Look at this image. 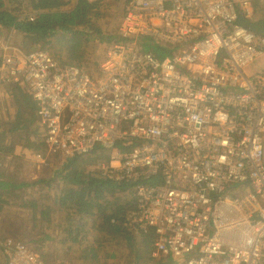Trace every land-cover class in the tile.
<instances>
[{"label":"built area","instance_id":"built-area-1","mask_svg":"<svg viewBox=\"0 0 264 264\" xmlns=\"http://www.w3.org/2000/svg\"><path fill=\"white\" fill-rule=\"evenodd\" d=\"M256 1L130 0L94 74L0 37V83H27L50 147L112 149L97 166L137 183L124 220L154 235V256L264 264V68L245 69L264 56V36L239 22L258 15ZM0 245L5 264H45L1 231Z\"/></svg>","mask_w":264,"mask_h":264},{"label":"trees","instance_id":"trees-1","mask_svg":"<svg viewBox=\"0 0 264 264\" xmlns=\"http://www.w3.org/2000/svg\"><path fill=\"white\" fill-rule=\"evenodd\" d=\"M129 1H124L122 16ZM103 2L0 0V37L5 41H15L24 53L48 51L54 60L76 64L94 74L98 72L102 60L94 61L96 54L90 43L96 45L95 42H99L100 45L110 46L121 40L117 33L118 26L114 31L106 32L101 23L94 22V19L101 18ZM255 8L258 15L254 19L240 16L239 22L264 36V5L256 1ZM152 47L158 54L165 53L157 44H152ZM4 81L7 82V91L5 98L1 99L5 108L4 114L0 113V156L6 161L8 156L15 157L18 135L22 132L28 133L29 130L32 136L36 134L35 140L31 138L30 147L41 145V135L45 141L48 140L46 130L36 114L38 104L27 83ZM8 135L10 141H4ZM116 146L126 151L137 147L134 142L126 141H120ZM5 148L9 149L7 155L1 151ZM58 151L63 157L59 166L52 168L50 162L46 161L43 164L46 174L32 182L16 178L14 172H9L6 178L0 179V190L2 200L12 204L15 200L24 202L29 197L33 198L29 188L32 191L39 188L37 200L34 201L38 205L39 202L43 203L48 214L55 215L61 228L58 239V245L63 251L59 254L61 258H72L76 264H108L107 261H111V264H176L173 259L154 256V235L144 232L142 235L136 234L124 220L137 208V183L111 177L97 166L100 162L109 166L112 149L98 146L87 154L69 157ZM23 155H30L29 151H24ZM17 161L9 158L8 164ZM1 165L0 162V177L3 171ZM159 180L151 177L153 183ZM52 197L57 201L54 204ZM39 229L42 233L39 238L21 241L30 245L47 239L45 228ZM39 251L45 264H52L44 250ZM0 256L5 258L1 245Z\"/></svg>","mask_w":264,"mask_h":264},{"label":"rangeland","instance_id":"rangeland-1","mask_svg":"<svg viewBox=\"0 0 264 264\" xmlns=\"http://www.w3.org/2000/svg\"><path fill=\"white\" fill-rule=\"evenodd\" d=\"M124 1L126 0H104L103 8L101 11L102 12L101 18L99 20L94 19V22H96V24L101 23L103 25L102 27H104L106 32L114 31L113 29L118 26V24L120 23V20L123 17L122 14L124 11ZM95 43L96 45H92V43H90V45H91V48H93L94 53L96 54V58L94 59V61L99 62L105 58L104 55L106 56L109 45L108 44L100 45L99 42H95ZM262 68H264V56L255 59L254 61H252L245 67L246 72L249 74L256 73L260 71ZM2 92L3 94L1 95L2 96L1 99L5 98L6 96V92L5 93L4 91ZM39 120L42 124V121L40 118ZM32 134L33 133L28 130V133L22 132L21 134L18 135V142H17L16 152H15L16 158L19 156L24 157L23 152L28 150L30 154L28 155V158L32 160V162L26 161L27 163L25 164L24 163L19 164L17 161L16 163L10 164L9 166L4 168V172H6L5 175L9 174V172H14L15 173L14 175L16 176V178H21L22 180L26 179L32 182L37 177L41 176L42 174H46L45 173L46 169H44L43 167V164H45L46 161L50 162V165L52 166V168L59 166L60 163L62 162L63 157H61V154L59 153V151L55 148H51L49 143L45 141L42 135H41L42 142L40 143L41 145H39L37 148L30 147L29 145L30 141H32V139L35 140L36 138V134L33 136ZM8 137L9 135L6 137V139H4V141H10L7 139ZM5 150H6L5 153H2V154H6V155L9 154V149L5 148ZM9 158L10 156L6 158L7 162ZM29 190L33 194V198L29 197L30 199H26L24 202H27L28 205H31L33 208L35 205L39 206V208L38 207L37 209L35 208V212H37L35 220L38 226L36 230H39V231L37 234H34L33 233L34 230H32L31 236L32 237L36 236L35 238H39L42 235V233H40L41 229L39 228L44 227L46 232L48 233L47 235L48 238L44 239V241L40 243L30 244L28 246L30 248L35 249L38 252H40L39 249H43L45 254H47L48 257H50L52 264H76L72 260V258L65 260L60 257L59 254H61L63 251L58 245V239L60 238L59 235L61 234V228L58 226L57 218L55 217L54 214H50V215L48 214V211L43 203L39 202L40 205H38L34 201V199L37 200V192L39 191V188L33 191H32V188H29ZM54 202H57V201L54 197H52V204H54ZM184 257L185 256L174 258L173 260L175 261L176 264H180L181 261L184 260ZM107 262L108 264H111V261H107Z\"/></svg>","mask_w":264,"mask_h":264},{"label":"crops","instance_id":"crops-1","mask_svg":"<svg viewBox=\"0 0 264 264\" xmlns=\"http://www.w3.org/2000/svg\"><path fill=\"white\" fill-rule=\"evenodd\" d=\"M15 38V37H14ZM13 39V38H12ZM14 40V39H13ZM14 45L17 46L15 44ZM19 48V47H17ZM7 91V87L4 83H0V113L4 114V106L1 100V95L3 94V92ZM3 112V113H2ZM31 144L33 146H36V144H34V142H31ZM2 152L5 153V149L1 150ZM24 153V152H23ZM24 156V155H23ZM10 158L14 161V160H18L19 164H25L27 163L26 161H30L32 162V160H30L28 158V156H24V157H14V155H11ZM21 159V160H19ZM0 162H1V170H3L1 172V177L0 179L3 180L4 178L7 177V175H5L6 172H4V168L9 166L8 162L5 161L3 159L2 156H0ZM15 163V162H13ZM12 163V164H13ZM1 190H0V231L3 233V235L5 236H12L15 237L19 240H23L27 241V239L29 238H35L36 236H31L32 235V230H34V234H37L38 232H36L37 229V223H36V216H35V208H33L31 205H28L27 202H22L20 200L11 203H6L4 202V200H2L1 196ZM30 199V198H29ZM11 200V199H9ZM22 202V203H20ZM5 262V258L2 259V257L0 256V264H4Z\"/></svg>","mask_w":264,"mask_h":264}]
</instances>
